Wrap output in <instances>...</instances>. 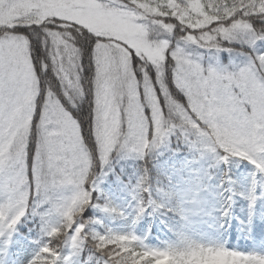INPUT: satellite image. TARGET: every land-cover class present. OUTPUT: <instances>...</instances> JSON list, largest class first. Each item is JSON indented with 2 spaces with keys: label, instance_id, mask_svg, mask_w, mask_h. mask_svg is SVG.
Segmentation results:
<instances>
[{
  "label": "rangeland",
  "instance_id": "obj_1",
  "mask_svg": "<svg viewBox=\"0 0 264 264\" xmlns=\"http://www.w3.org/2000/svg\"><path fill=\"white\" fill-rule=\"evenodd\" d=\"M96 1L0 0V25L10 24L20 17L30 20L56 18L85 25L94 34L113 39L111 45L99 46L101 63L106 66L101 74L104 78V92L101 94L100 106L102 110L109 107L105 121L109 123L113 119L112 123L107 125L105 122L102 127L105 129L101 145L104 152L109 144L114 143L122 114L120 143L127 148L118 155L123 156V153L127 154L131 149L138 152L144 150L145 118L141 112L134 79L125 81L127 101L120 108H124L122 113L115 97L110 101L114 95L110 92L114 89L112 85L128 71V50L116 43L121 41V44H125L135 54L141 55L154 66L158 65L167 44L163 39L169 30L164 28H169L155 17L162 19L173 15L193 32L183 38V45L175 47L173 52L175 80L187 96L191 109L209 125L213 134L196 131L193 135L195 141L191 139V143L184 139L185 133L182 141H186V147L190 151L184 152L182 149L179 153L170 152L172 142L163 125L165 119L152 88L146 83L144 90L150 101L155 127L157 129L159 122L160 130L164 133L160 137L155 135L149 149H153L156 155L157 166H169L168 180L161 185L160 179L154 178L150 195L156 197L158 192L166 200L172 201L176 206L177 219H170L166 224L158 221L156 230L165 238L163 240L160 236L164 243L151 241L148 230L139 229L141 211L134 209L135 201L126 207L127 198L116 197L118 190H114L110 183L107 185L104 179H99L91 188H86L89 192L96 193L100 200V204L93 207L100 219L97 224L101 226L103 222L108 223L114 231L112 236L132 249L133 258H137L134 261L148 256L149 248H160L164 244L172 251V264H264V235L256 232L261 227L264 230V183L259 186L256 176L254 178L252 174H245L237 168L235 174L238 186L245 192V196L248 195L242 201L239 194L232 192V185L235 183L228 178L229 173L224 174L221 170L225 163L223 158L215 166L220 172V184L219 172L215 177L208 176L201 170L198 158L202 151H208L214 140L227 152L238 157L242 154L249 155L250 158L258 154L262 156L260 146L264 145V77L255 71L250 56H240L237 51L220 50L212 45L213 34L221 41L234 42L238 34L242 38L251 39L252 30L246 24L234 23L227 27L219 26L214 33H202L199 30L213 21L207 14L209 12L205 13L201 9L199 1L191 2L190 11L180 9L175 13L167 11L172 6V0H165L166 5L162 3L164 0H133L139 13L117 0H105L111 8H105ZM260 1L261 4H255L253 0L246 4L259 8L258 13L262 14L264 0ZM160 26L164 29V33L160 31L164 38L160 42L150 43L148 29L151 27L158 30ZM5 44L15 52L14 67L10 69L15 84L10 94L0 93V200L5 202L6 208L5 213L0 214V264H27L25 255L29 247L33 246L34 230L24 226L21 219L24 218L29 188L23 137L30 134V120L37 112L42 118L38 128L41 151L33 161L32 173L36 189L54 214L52 219L55 215L73 213L83 204L85 191L82 174L88 159L81 146L78 125L54 100L49 99L36 110V80L23 40L15 36H3L0 45ZM261 52L264 53V49ZM240 58L243 59L239 61ZM260 59L264 60V54ZM115 61H118L119 67L114 64ZM107 75L110 80L106 79ZM111 75L115 77L111 78ZM33 133H37L36 127H32L30 139ZM194 143L197 146L199 144L200 148L196 149ZM188 152L191 157L197 154L195 161L187 157ZM168 153L171 154L170 157ZM173 178L174 187L170 185ZM223 181L227 184L228 191L225 201H221L216 193ZM148 202L149 199L147 204ZM210 205H214V209L211 207L208 214L207 207ZM244 209L249 211V216L237 217L234 222L233 211L238 215ZM218 220L223 221L220 228ZM225 223L228 227L222 229ZM160 226L166 229L163 230ZM142 235H145L144 239ZM244 235L246 240L243 239ZM73 260L75 259L71 256L66 258L69 264H74Z\"/></svg>",
  "mask_w": 264,
  "mask_h": 264
},
{
  "label": "trees",
  "instance_id": "obj_2",
  "mask_svg": "<svg viewBox=\"0 0 264 264\" xmlns=\"http://www.w3.org/2000/svg\"><path fill=\"white\" fill-rule=\"evenodd\" d=\"M163 21L168 26V22ZM14 25L16 27H13ZM252 26L257 34L264 36V21L256 24L252 22ZM148 33L150 43L164 38L159 35L161 32L155 28H151ZM8 34L20 36L26 41L28 58L34 71L36 83L37 75L41 73L42 62L47 65L44 75L40 77L42 83L38 87L36 110L50 98L75 120L88 159V168L83 174L84 186L88 187L92 179L104 168V163L107 162L101 143L104 140L105 129L102 127L105 126L109 107H104L102 110L100 106L101 94L104 92V78L101 74L106 66L101 63L102 56L99 46L111 45L113 40L94 34L85 26L56 18L30 20L20 17L10 24L0 25V37ZM165 38L169 39V44L163 53V60L155 66L136 55L125 44H121L122 42L116 43L128 50V71L124 77H119L115 85H112L114 89L110 92L114 95L110 101L115 97L116 104L122 113L124 108H120L125 106L127 101L125 81L134 79L141 110L145 114L146 149L142 155H138L136 160L132 159L131 163L128 158L120 159L117 153L119 148H114L112 159L115 160L116 172L124 179L126 189L130 194L137 195L140 200L143 198L144 174L148 170L150 179L154 175L152 163L154 154L150 151L149 144L154 138L156 129L151 110L148 108L150 101L144 90L145 84L148 83L152 88L166 121L170 115L174 114L182 122H187L192 127L204 126L189 109L186 97L173 79L175 63L171 53L178 40L173 35L165 36ZM251 51H253L251 56L256 61V67L262 73L264 62L260 63L258 53L254 50ZM114 64L119 67L118 61H115ZM113 77L115 75H111V78ZM109 78L110 76L107 75L106 79L110 80ZM45 86L51 90V95H45L43 91ZM73 101L79 103L78 107L71 106ZM41 120L42 118L37 112V115L30 120V134L29 136L26 134L23 141L26 145L27 177L30 187L24 220L30 221L32 226L36 227L37 249L35 253L42 257V264H65L63 260L70 253H72V257L80 261V264H152L146 259L136 263L129 248L91 225L94 215L88 208L96 202L93 193L86 194L84 204L72 215L66 213L60 220H47L40 204L36 203V189L32 173L33 161L41 151L38 132ZM112 121L113 119L109 123ZM122 122L121 114L120 123ZM32 127L37 128V133H33L30 139ZM142 171L143 173H141ZM137 175H141L143 179L139 180Z\"/></svg>",
  "mask_w": 264,
  "mask_h": 264
},
{
  "label": "clouds",
  "instance_id": "obj_3",
  "mask_svg": "<svg viewBox=\"0 0 264 264\" xmlns=\"http://www.w3.org/2000/svg\"><path fill=\"white\" fill-rule=\"evenodd\" d=\"M35 67V66H34ZM47 68L46 64H43L42 62V68L41 73L37 75V86L42 83L41 81V75H44V70ZM262 77H264V72L261 73ZM82 87V85H81ZM45 95H51V90L45 86L43 89ZM75 95V94H73ZM85 97V96H84ZM82 97V99H84ZM79 103H76L73 101L71 103V106L73 108L78 107ZM211 123V121H209ZM164 128L167 129L168 136L172 137L175 136L179 144H182V138L184 134L188 131H199L198 129H192L190 125L187 122H182L178 117H176L174 114L170 115L168 117V120L166 122H163ZM205 131H208L207 128ZM203 134V133H201ZM157 137H160L159 133H155ZM175 151H179V145ZM118 154H120L117 151ZM146 169V168H145ZM143 173V171L141 172ZM161 181V175L158 177ZM162 185V181H161ZM144 190L151 193V183H150V175L149 171L144 174ZM175 204L172 201L166 200L164 197H162L158 192L156 197L154 198L152 195L149 197L148 207L145 209V215L149 217H153L156 219H160V222L162 224L167 223V217L169 214L175 215Z\"/></svg>",
  "mask_w": 264,
  "mask_h": 264
},
{
  "label": "snow or ice",
  "instance_id": "obj_4",
  "mask_svg": "<svg viewBox=\"0 0 264 264\" xmlns=\"http://www.w3.org/2000/svg\"><path fill=\"white\" fill-rule=\"evenodd\" d=\"M13 27H16V25ZM14 60V50L6 44L0 45V93L10 94L14 88L15 81L12 79L13 73L10 72V69L14 67ZM156 132L160 136L164 134L160 130L159 122L157 123Z\"/></svg>",
  "mask_w": 264,
  "mask_h": 264
},
{
  "label": "flooded vegetation",
  "instance_id": "obj_5",
  "mask_svg": "<svg viewBox=\"0 0 264 264\" xmlns=\"http://www.w3.org/2000/svg\"><path fill=\"white\" fill-rule=\"evenodd\" d=\"M194 1H199L202 3V10L206 13L207 12V3H211L212 5V8L215 13H217L222 4H224V0H172V6L170 7V11L171 13H175L177 12L178 10L180 9H183L185 10L186 12L190 11V8H189V5L191 4V2H194Z\"/></svg>",
  "mask_w": 264,
  "mask_h": 264
}]
</instances>
